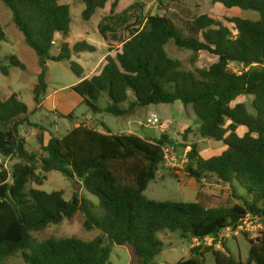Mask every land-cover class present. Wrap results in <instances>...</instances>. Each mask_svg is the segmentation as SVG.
<instances>
[{"label":"trees","instance_id":"obj_1","mask_svg":"<svg viewBox=\"0 0 264 264\" xmlns=\"http://www.w3.org/2000/svg\"><path fill=\"white\" fill-rule=\"evenodd\" d=\"M1 1L27 46L38 56L41 68L47 61L69 63L81 80L72 90L94 118L105 113L126 117L151 105L180 102L185 109L192 107L201 121L199 136L222 143L225 149L206 158L197 144L183 146L191 148L183 174L199 186L198 195L210 185L227 187L235 204L214 208L199 199L187 203L147 198L149 185L165 169V149L176 153V142L168 136L171 132L142 138L114 133L104 121H100L101 129L79 124L65 136L49 141L40 134L38 157L27 151L21 135L25 126L36 124L31 122L26 104L13 94L5 101L0 98V158L14 161L9 168L0 166V264L18 255L25 264H111L114 246L131 247L141 264H157L155 259L165 250L160 238L163 233L179 234L190 244L214 240L212 246L192 247L190 257L176 264H206L210 253L216 264H264V231L256 239L241 231L250 243L246 261L233 257L226 239H220L223 232H236L247 218L264 227V0H211L227 9L256 12L257 20L203 14L182 21L159 0L158 12L136 18L126 27L125 37L101 22L100 35L118 49H114L115 56L111 55L113 49L109 50L99 74L90 78L72 58L94 53L96 48L86 41L74 46L68 42L72 32L68 4L59 0ZM82 2L86 22L108 6V0ZM171 3L182 10V0ZM117 6L115 1L111 14ZM111 19L103 18L105 22ZM177 21L184 23L183 29ZM2 42H8V37L0 24ZM172 42L191 51L193 63L202 52L216 62L207 69L185 71L182 62L168 54L166 47ZM9 58L11 66L26 69L16 56ZM0 69L9 75L7 67L1 65ZM45 79L43 70L34 89L37 107L47 92ZM242 97L252 98L250 106L238 102ZM68 119L74 121V115ZM240 129L245 131L243 135ZM53 172L78 184L96 197L98 204L77 193L66 200L63 191L48 193L29 187L43 186ZM78 213L84 216L86 231L100 233L92 241L38 238ZM219 243L224 252L216 249Z\"/></svg>","mask_w":264,"mask_h":264},{"label":"rangeland","instance_id":"obj_2","mask_svg":"<svg viewBox=\"0 0 264 264\" xmlns=\"http://www.w3.org/2000/svg\"><path fill=\"white\" fill-rule=\"evenodd\" d=\"M118 1L113 14H111L112 4ZM164 6L176 14L182 21L186 18H195L207 14L213 18L223 19V17H241L249 20L259 19V14L253 11H242L238 8L227 9L222 4H213L211 0H182V10L178 11L172 6V0H162ZM61 4H68L71 8L72 15V32L68 42L74 46L76 43L86 41L90 46L96 48L94 53L86 52L78 56H73L72 61L80 64L85 75H93L100 71L96 68L100 62L105 63L104 57L109 53L115 56L118 45L104 41L98 31L101 22L108 24L116 33L122 37L128 35L125 31L128 25L136 22V18H144L148 14L158 12L160 8L159 0L152 2H139V0H108V6L105 10H98L94 17L86 22L83 17L85 5L82 0H59ZM140 4L129 11V14L123 15L125 10L131 6ZM141 6V7H140ZM161 11H164L163 9ZM111 16L110 21H104L103 18ZM0 24L3 26L8 37V42L0 43V67L1 65L9 69V75L6 76L0 69V98L7 100L13 94H17L22 102L26 104L31 113V122L36 127L25 126L21 130V135L26 141L28 152L41 155L38 144V136L44 135L46 141L52 137H63L73 129L74 122L80 125H87L91 128H100V119H94L93 114L88 107L83 104V99L75 93L72 88L80 80L71 70L67 62L47 61L44 68L39 65V58L36 53L25 43L23 34L14 25L10 10L0 0ZM179 28H184V23L177 21ZM170 57L179 60L183 64L185 71H194L195 68L207 69L216 62V59L209 53L202 52L197 56L193 63L194 55L191 51L179 49L172 42L167 47ZM16 56L26 67L25 70L11 66L10 58ZM232 68L239 70L232 65ZM46 72L47 92L43 100H47L42 106L37 107L35 102L34 89L38 84L39 75L42 71ZM133 95V94H132ZM133 100L134 98L131 97ZM252 98L242 97L239 102L247 103L250 106ZM104 102H101L103 105ZM128 106V104L126 105ZM38 108V109H36ZM151 113L159 116L161 121L170 122L171 134L168 136L176 142L177 164L181 166L185 155L183 146L197 144L200 152L206 158H210L221 153L225 146L222 143L203 139L199 136L201 121L195 116L192 107L185 109L178 102L171 105H151L137 109L132 115L126 117H115L111 114H103L101 121H104L114 133L118 134H136L143 137L160 136L158 129L151 127L144 129L141 125L147 124ZM74 115V122L68 119L69 115ZM1 128V125H0ZM189 130L190 133L185 132ZM240 134L244 130L240 129ZM185 135L187 139H185ZM14 164L9 161L5 164L8 168ZM29 187L38 188L48 193L53 191H63L66 200H71L75 193L81 198L89 200L93 204H98V199L89 195L83 188L75 182H71L62 174L53 172L47 175L43 186L31 184ZM199 186L195 181L189 179L183 174L182 169L176 167H167L158 175V179L152 182L145 195L150 200L155 201H174V202H195L199 199L206 202L211 207H226L235 204L232 200L231 193L227 187L221 185H210L205 187L201 194L198 195ZM245 192V191H244ZM249 228H245V233L250 239H256L264 231L260 223H249ZM226 244L229 247L233 257L246 261L250 243L241 232H227ZM100 233L98 231L88 232L84 229V216L78 213L73 219L66 220L60 225L51 226L45 232L38 234L39 239L49 237L70 238L77 237L84 241H92ZM160 238L165 243V250L155 259L157 264H173L186 260L190 257V250L193 244L180 239L179 234L163 233ZM220 247V248H219ZM174 251H173V250ZM217 250L223 251L221 244L216 247ZM171 252H175V258L168 261L167 257ZM224 252V251H223ZM3 264H25L22 256L18 255L9 258ZM111 264H141L139 258L135 255L133 249L128 246L112 247ZM206 264H216L213 255L210 253L206 256Z\"/></svg>","mask_w":264,"mask_h":264},{"label":"built area","instance_id":"obj_3","mask_svg":"<svg viewBox=\"0 0 264 264\" xmlns=\"http://www.w3.org/2000/svg\"><path fill=\"white\" fill-rule=\"evenodd\" d=\"M147 127L148 128H151V127H154L156 129H158L159 133L160 134H166V133H170V122L169 121H161V119L159 118V116L155 113L151 114L147 120ZM191 148L190 147H187L186 150H185V155H184V158H183V163L181 166H178L177 164V157H176V153L170 149V148H166L165 149V159H166V164L165 166L167 167H176V168H179L182 169V172L184 170V165L185 163L187 162V155L188 153L190 152ZM7 160H4V159H1L0 158V166H3L5 167V164H7ZM6 168V167H5ZM249 223H253V221H251L249 218L245 219L243 222L240 223L239 225V228L236 232H241V231H244L245 228H249ZM229 232V231H227ZM227 232H223L221 235H220V239L221 240H225L227 239ZM214 243V240L211 239V238H206L205 241L203 243H201L200 241H195L194 244H193V247H198L200 246L201 244L205 245V246H212ZM221 244V243H219ZM218 246V245H217ZM220 248V247H219Z\"/></svg>","mask_w":264,"mask_h":264},{"label":"crops","instance_id":"obj_4","mask_svg":"<svg viewBox=\"0 0 264 264\" xmlns=\"http://www.w3.org/2000/svg\"><path fill=\"white\" fill-rule=\"evenodd\" d=\"M108 55H110V53H108V54L104 57V59H106V57H107ZM72 59H73V58H72ZM104 65H105V63L102 64V62H100V64H98L96 68H99V67H100V68L102 69ZM101 69H100V70H101ZM99 72H100V71H99ZM99 72H97V73H95V74H93V75L99 74ZM93 75H91V76H90V75H85V76H86V78H90V77H92ZM80 82H81V80L78 81V84H79ZM47 98H48V97H46L44 100H42V103H41L40 106H42V104L47 100ZM238 102H239V101H238ZM240 103H241V102H240ZM151 114H153V113H151ZM101 116H102V115L97 116V117H95V118L93 117V118H94V119H97V120L100 119V121H101ZM73 122H74V121H73ZM73 124H74L73 129L76 128V127L79 125V124H77V123H75V122H74ZM141 126H142L144 129H146V130L149 129V128L147 127L146 124H142ZM138 136H140V137H142V138H145V137H143V136H141V135H138ZM172 250H173V249H172ZM173 251H174V250H173ZM175 254H176L175 252H171V254H169V256L167 257V260L170 261V260L174 259V258H175ZM173 264H176V263H173Z\"/></svg>","mask_w":264,"mask_h":264},{"label":"water","instance_id":"obj_5","mask_svg":"<svg viewBox=\"0 0 264 264\" xmlns=\"http://www.w3.org/2000/svg\"><path fill=\"white\" fill-rule=\"evenodd\" d=\"M20 223L23 224V221L20 219Z\"/></svg>","mask_w":264,"mask_h":264}]
</instances>
